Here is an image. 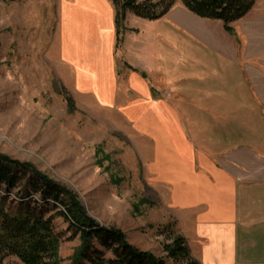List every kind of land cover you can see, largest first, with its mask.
Listing matches in <instances>:
<instances>
[{"label":"crops","instance_id":"1","mask_svg":"<svg viewBox=\"0 0 264 264\" xmlns=\"http://www.w3.org/2000/svg\"><path fill=\"white\" fill-rule=\"evenodd\" d=\"M115 17L108 0L63 4L62 58L75 65L78 87L106 105L114 102V42L125 44L123 32L117 45ZM231 28L186 12L165 34L164 55L126 65L141 99L125 97L122 109L155 144L150 171L170 189L192 257L264 264V0ZM151 68L166 75L174 100L152 99L160 91L146 81Z\"/></svg>","mask_w":264,"mask_h":264},{"label":"rangeland","instance_id":"2","mask_svg":"<svg viewBox=\"0 0 264 264\" xmlns=\"http://www.w3.org/2000/svg\"><path fill=\"white\" fill-rule=\"evenodd\" d=\"M70 1L0 0V154L31 163L70 189L102 227L123 231L130 244L161 257L163 233L177 234L178 223L168 204L170 189L150 171L155 144L122 109L125 97L141 99L126 65L144 53L164 55L170 49L165 34L189 12L177 1L155 22L127 14L125 44L115 49L114 42L112 51L114 102L106 105L78 87L75 65L62 58L63 4ZM151 69L146 81L160 91L152 99L174 100L166 75ZM24 196L20 188L10 193L16 201ZM58 211L48 208L46 218L61 235V264H70L79 236ZM4 264L23 263L12 256Z\"/></svg>","mask_w":264,"mask_h":264},{"label":"trees","instance_id":"3","mask_svg":"<svg viewBox=\"0 0 264 264\" xmlns=\"http://www.w3.org/2000/svg\"><path fill=\"white\" fill-rule=\"evenodd\" d=\"M177 1L201 19L222 22L230 34L231 25L256 4V0H111L116 12L118 47L128 13L155 22L164 18ZM1 186L6 194L0 195V264L12 256L23 264L62 263L61 235L56 233L51 218H46L50 207L59 210L57 214L79 236L70 264H201L192 257L186 239L179 233H163L166 242L161 257L130 244L123 231L102 227L86 214L70 189L31 163L0 154V190ZM16 188L25 192L19 201L10 198Z\"/></svg>","mask_w":264,"mask_h":264}]
</instances>
